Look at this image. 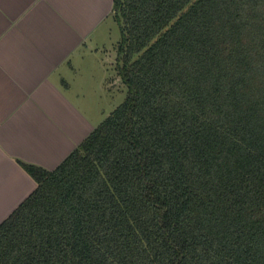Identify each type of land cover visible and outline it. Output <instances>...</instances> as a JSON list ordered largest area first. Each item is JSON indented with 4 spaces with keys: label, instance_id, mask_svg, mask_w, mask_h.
Masks as SVG:
<instances>
[{
    "label": "trees",
    "instance_id": "obj_1",
    "mask_svg": "<svg viewBox=\"0 0 264 264\" xmlns=\"http://www.w3.org/2000/svg\"><path fill=\"white\" fill-rule=\"evenodd\" d=\"M127 93L0 223V264H264V0H113Z\"/></svg>",
    "mask_w": 264,
    "mask_h": 264
},
{
    "label": "crops",
    "instance_id": "obj_2",
    "mask_svg": "<svg viewBox=\"0 0 264 264\" xmlns=\"http://www.w3.org/2000/svg\"><path fill=\"white\" fill-rule=\"evenodd\" d=\"M112 19L113 0H0V223L36 187L20 162L53 170L105 118Z\"/></svg>",
    "mask_w": 264,
    "mask_h": 264
},
{
    "label": "rangeland",
    "instance_id": "obj_3",
    "mask_svg": "<svg viewBox=\"0 0 264 264\" xmlns=\"http://www.w3.org/2000/svg\"><path fill=\"white\" fill-rule=\"evenodd\" d=\"M112 20L113 21L110 22V24H111V27H113V31L108 36L109 37L108 40L109 41L114 40L113 49H115L116 41H118L120 37V32H119V27L117 23L115 22L114 19ZM107 83L108 84L110 83V89H111L110 92H107V93L105 92V94L101 97H98V96L90 97L89 96L90 102L93 100L94 103L96 102V104L98 105L96 111L94 109H91V110H93L94 115H96L98 118H101V119L109 115L116 106L122 103L127 93V88L122 83V81H120V79L119 81H117V78L115 80L112 79V80H109Z\"/></svg>",
    "mask_w": 264,
    "mask_h": 264
}]
</instances>
